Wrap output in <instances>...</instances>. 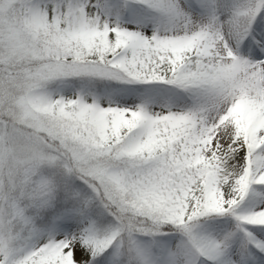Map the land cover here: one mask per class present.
Instances as JSON below:
<instances>
[{
    "label": "snow or ice",
    "instance_id": "snow-or-ice-1",
    "mask_svg": "<svg viewBox=\"0 0 264 264\" xmlns=\"http://www.w3.org/2000/svg\"><path fill=\"white\" fill-rule=\"evenodd\" d=\"M0 264H264V0H0Z\"/></svg>",
    "mask_w": 264,
    "mask_h": 264
}]
</instances>
